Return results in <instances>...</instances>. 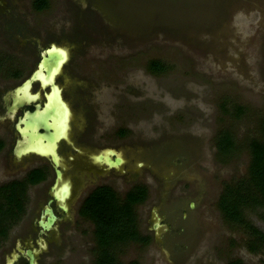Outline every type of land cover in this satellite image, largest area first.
I'll return each instance as SVG.
<instances>
[{"label": "rangeland", "instance_id": "obj_1", "mask_svg": "<svg viewBox=\"0 0 264 264\" xmlns=\"http://www.w3.org/2000/svg\"><path fill=\"white\" fill-rule=\"evenodd\" d=\"M49 44L67 54L55 80L72 109L70 136L78 140L94 120L81 152L66 163L72 192L92 169L119 195L134 184L146 188L134 206L143 239L116 243L117 263L264 264V243L217 206L222 185L247 175L250 139L264 135V0H47L41 10L33 0H0V96L28 77ZM153 61L162 67L150 68ZM51 88L60 103L58 88ZM22 93L31 96L26 87ZM2 111L0 105V137L7 142ZM53 111L51 105L27 115L28 140ZM61 111L68 118L67 108ZM230 138L219 152L218 140L227 145ZM105 148L122 159L106 171L92 153ZM6 149L0 185L21 177ZM46 184L27 187L23 211L0 245V264H14L15 245H23ZM74 202L73 223L36 264H95L93 223L76 216ZM243 212L264 234V208Z\"/></svg>", "mask_w": 264, "mask_h": 264}, {"label": "flooded vegetation", "instance_id": "obj_2", "mask_svg": "<svg viewBox=\"0 0 264 264\" xmlns=\"http://www.w3.org/2000/svg\"><path fill=\"white\" fill-rule=\"evenodd\" d=\"M50 45L52 44H49L48 46ZM45 48L46 47L39 50V58L40 52ZM55 78L56 76L53 80L54 84L57 85L59 88V97L63 99L64 102L68 105L63 96V88L60 84H56ZM24 79L25 78H23L16 86L20 85ZM35 84H37L39 90H34L33 87ZM51 85L52 84L47 83L43 87L41 86L40 80L38 78L37 80H33L30 85L27 86L28 91L31 96L34 93L38 92L40 97L37 99H31L29 102H25L24 104L16 107L12 113H8L6 108L7 105L11 103L12 99L11 94L8 93L9 90L5 89L0 96V105L3 109L1 116L9 121L8 136L6 138L7 142L4 139L5 137H0V139L3 141V145L0 148V151H3L5 146L8 147V149H6V157L9 158L8 163L10 162V164L8 165L17 166L18 168L14 169L13 171L15 172V174L19 173L21 175V177L17 176L15 179L24 180L27 173L35 169L37 170V172L42 174V178L38 179L35 182L27 183L26 190L29 185L34 186L35 184L41 182L47 183L45 188L40 191L38 201H35L34 205L32 206V215L30 219L31 223L26 228L27 231L24 234L25 236L23 239H19V241L23 243V245L20 244L21 248H18L15 245V253L13 259L15 260L14 264H29V254L33 255L36 262L39 259V256L42 255V252H46L44 250L46 248V245H57L63 231L66 230L65 228H68L73 223L71 209L73 207V203H75L74 201L78 200L80 205L83 198L91 190V187L94 188L97 185H101L97 182L99 178L96 175L99 174L96 173L94 169H92L90 173H93V175H91V177L84 182V184L78 189L77 192L73 193L72 179L71 176H69L68 167L66 164L76 158L77 151L81 152L79 144L82 143L81 139L84 138V131L94 130V126H92V121L94 120L91 119L90 122H88V125L91 124V126H87L86 129L83 131L84 133L81 132L82 134L78 137V140L73 139L70 136L72 109L69 108L68 119L66 121L65 126V121H61V109L63 107H61L62 101H60L59 99L60 103H57L54 99L51 105L55 106V111H53L48 117H46L47 127L43 129V125L38 124L35 128L32 129V133L37 134L36 138H31L30 140L26 138L27 132H29L30 130L26 128L28 114H25V112L33 111L36 108L35 104L38 103L39 111H37V113H43L40 110L44 104V101L46 100L45 93L50 94L52 92ZM14 87H12V89ZM23 88L24 87L19 88V90L17 91L18 95H23ZM43 88H46V90L40 91ZM19 119H23V121H18ZM64 127L65 130L68 132L66 137L62 136ZM95 127H97V125ZM121 129L122 128L119 129V132H122ZM34 145L39 146L42 153L35 154L29 151L27 153H21L19 156L16 154V151L21 150L24 147H32ZM47 148H53V150L55 151L56 162H54L52 159L53 155L51 150L48 151ZM44 151H48V155L44 153ZM92 153L93 155H95V157H93L94 164L101 163L105 166V171L107 170V168H111L114 165H119L122 162L120 156H118L113 150L108 151L107 148L96 149ZM109 162H113V164H109ZM99 177H102L101 180L104 179L101 175H99ZM79 205L75 209L76 216H78L79 214ZM50 213L52 214V221L46 227L44 223L51 218ZM41 221L43 224L40 223ZM63 226L65 228H63ZM25 240L28 241L27 244L24 243Z\"/></svg>", "mask_w": 264, "mask_h": 264}, {"label": "trees", "instance_id": "obj_3", "mask_svg": "<svg viewBox=\"0 0 264 264\" xmlns=\"http://www.w3.org/2000/svg\"><path fill=\"white\" fill-rule=\"evenodd\" d=\"M46 5L47 0H33V6L37 10L45 8ZM151 63L150 68L154 70L162 67L156 61ZM262 119L264 131V117ZM227 140V145H221L218 140L216 146L219 152L222 147L230 146L231 138ZM2 145L3 141L0 139V148ZM249 153L247 175L222 185L217 206L225 219L242 223L250 232H253L259 242L264 243V234L245 222L243 212L245 206L264 208V135L250 139ZM40 178L42 174L33 169L27 173L24 180L12 179L0 185V244L6 239L10 226L17 221L23 211L27 183L35 182ZM145 195L146 188L141 184L132 185L122 195L108 184H101L92 188L83 198L78 207V213L93 223L97 247L95 264H118L112 247L128 239H143L137 230L134 206L141 202ZM129 264L137 263L132 261ZM228 264L240 263L230 261Z\"/></svg>", "mask_w": 264, "mask_h": 264}, {"label": "water", "instance_id": "obj_4", "mask_svg": "<svg viewBox=\"0 0 264 264\" xmlns=\"http://www.w3.org/2000/svg\"><path fill=\"white\" fill-rule=\"evenodd\" d=\"M50 46H53L54 47L55 45L52 44ZM58 53H61V52L59 50H57V49H54V48L53 49H50L49 46L46 47L44 50H42L40 52V58L37 61L36 67L31 71V73L29 74V76L26 77L22 81V83L20 85L15 86L13 89H11V90L8 91V93L11 94V98H12L11 99V103L9 105H7V107H6L8 113L9 112L12 113L13 110L16 107L24 104L25 102H29L31 99H37V98L40 97L38 92L34 93L32 96H29V97H21L20 95H18L17 91L21 87H27V86H29L30 83L33 80H37V78L40 80V83H41V86H42V84H43L42 83V79L39 78L40 70L42 68L44 69V73L47 74V75L49 74V72L51 70H53V71L57 70V72H56V75H57L58 71L60 70L61 65L65 62V60L67 58V54L65 52V56L60 61V57H61L62 53L59 54L60 56H59V58H57L56 56L58 55ZM59 61H60V63H58ZM52 67H54V68L52 69ZM49 83L52 84V85H55L54 84V81H51ZM55 86H56V88H58L57 85H55ZM58 90H59V88H58ZM45 95H46V100L44 101V104H43V106H42V108L40 110L42 112H45V111L49 110L50 109V106H51V104H52V102L54 100L53 98L50 97V94H46L45 93ZM59 99H60V101H62L61 102L62 106L63 107H66L67 108V112H68L69 111L68 105L60 97H59ZM35 107L38 109L39 104L36 103L35 104ZM36 108L33 111H27V112H25V114L33 115L34 113H36L37 111H39V109L37 110ZM18 121H23V119H19ZM46 127H47V125L42 126L43 129H45ZM38 147L39 146H35V145L32 146L31 148H28V149H25L26 148L25 147L24 150H18V151H16V154L19 156L21 153H27L29 151L30 152H33L35 154H40L42 152H41L40 148H38ZM52 159H53L54 162H56L55 155L53 156ZM109 164H113V162H109ZM50 216H51V218L48 219V221H46L44 223V225L46 227L52 221V214L51 213H50ZM40 223L43 224L42 221ZM8 264H12V261H10ZM29 264H36L35 259H34V257H33L32 254H29Z\"/></svg>", "mask_w": 264, "mask_h": 264}, {"label": "bare ground", "instance_id": "obj_5", "mask_svg": "<svg viewBox=\"0 0 264 264\" xmlns=\"http://www.w3.org/2000/svg\"><path fill=\"white\" fill-rule=\"evenodd\" d=\"M58 54H61V53H58ZM64 56H65V52L62 53V55H61V57H60V61H61V59H62ZM60 61H59L58 63H60ZM56 72H57V70H55V71L51 70V71L49 72V74L46 75V74L44 73V69H43V68L40 70L39 78L42 79V83H43L42 86H43V87H44L47 83H49V82H51V81H54L53 79H54V77H55V75H56ZM45 76H47V77H45ZM26 90L28 91V87H26ZM58 93H59V90H58ZM20 96H21V95H20ZM21 97H23V95H22ZM50 97L53 98V99H55L54 91L50 93ZM62 108H63V107H62ZM61 110H62V109H61ZM66 119H68V118H66L65 115H64V117L61 118V121H66ZM38 148H39V147H38ZM47 149H48V151L53 150V148H47ZM48 151H44V153H46V154L48 155Z\"/></svg>", "mask_w": 264, "mask_h": 264}]
</instances>
